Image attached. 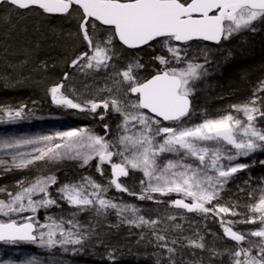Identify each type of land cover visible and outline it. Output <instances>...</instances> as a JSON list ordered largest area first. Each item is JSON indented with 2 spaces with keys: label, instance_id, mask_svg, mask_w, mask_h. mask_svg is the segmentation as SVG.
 <instances>
[{
  "label": "snow or ice",
  "instance_id": "6c2138e0",
  "mask_svg": "<svg viewBox=\"0 0 264 264\" xmlns=\"http://www.w3.org/2000/svg\"><path fill=\"white\" fill-rule=\"evenodd\" d=\"M0 5L7 6H0V23L8 25L9 31L20 27L13 18L23 19L22 12L78 20L76 35L84 50L67 66L85 76L104 72V87L92 91L94 85L85 84L84 92L71 89V95L66 94L65 83L71 76L65 72L63 80L52 85L48 93L54 105L98 116L101 122L109 114L120 117L113 139H108L112 129L107 123L103 125L104 135L88 127H73L52 135L0 136V171H37L35 177L17 181L15 192L0 188L7 197L0 198V216L7 218L0 219V241L10 245L27 242L64 254L71 249L76 254L85 250L98 230L82 224L79 214L94 212V218H99L114 212L121 224L141 230V239L150 236L149 243L154 242L159 250L155 264H204L203 257L183 260L181 250L185 248L193 254L196 250L208 253L209 264L224 256L230 264H264V177L259 178L258 187H251V176L238 186L239 193L251 189L247 203L241 204L239 197L221 203L228 184L250 167L240 159L264 152V127L257 124L258 119L264 120V97L260 95L264 80L249 100L230 105L215 116L205 113L199 123L192 124L197 85L212 74L214 61L207 47L190 58L193 42H213L220 48L246 32H255V23H264V0H0ZM21 30L27 32V27ZM117 40L121 50L162 42L163 54L154 57L160 68L150 78L141 77L139 71L145 65L139 57L118 67ZM232 56L228 50L224 58ZM25 63L27 60L6 67L22 68ZM0 79L4 87L12 86L10 72ZM82 96L89 98L81 102ZM29 114L27 105H0L2 124L25 120ZM166 155L173 158L165 160ZM116 157L119 162H114ZM94 159L101 177L105 175L104 165H110L111 177L106 183L84 176L61 185L55 194L50 191L58 179L54 173L45 175L46 166L72 161L84 167ZM260 163L264 165V160ZM134 172L143 174L139 192L121 181ZM112 188L157 204L162 201L156 194L169 197L176 193L179 198L170 199L162 215L150 218L141 214L136 204L110 197ZM61 201L73 209L68 217L47 215L45 222H40L39 212L59 208ZM173 209L183 211L178 216L172 214ZM187 214L218 219L223 238L234 242L235 250L210 247L198 224L192 236L177 235L184 226L176 221L184 220ZM243 224L259 226L250 231L236 230ZM209 234L217 237L216 233ZM100 244L103 246V241ZM105 251L114 262L116 250ZM0 264L15 261L0 259ZM21 264L65 261L31 257Z\"/></svg>",
  "mask_w": 264,
  "mask_h": 264
},
{
  "label": "rangeland",
  "instance_id": "374dc122",
  "mask_svg": "<svg viewBox=\"0 0 264 264\" xmlns=\"http://www.w3.org/2000/svg\"><path fill=\"white\" fill-rule=\"evenodd\" d=\"M26 13L28 12H25V14ZM29 13H36V12L33 11ZM28 16L29 15L26 14L23 17H28ZM14 19L15 21H17L18 19L13 18V22L17 23L14 21ZM29 21H30L29 19L20 20L18 22L20 27H18L14 31H9L8 25L0 23V57L7 58L8 60L10 57H14L15 53L19 51L18 49H16L17 44H20V48L22 50L25 47L30 46L31 44L30 39L35 38V37H33L28 31L29 25H30ZM25 26L27 27V32H23L21 30ZM255 28H256L255 32H246L243 35L234 38L230 42H225L220 48L212 49L201 43H194L191 45L190 58L192 56H198L199 49L207 47L211 50L212 52L211 59L214 61L212 65V74L209 76V78L206 81H203L197 85V92H196L195 97L193 98V106L195 108L196 115H195V118L192 119L191 121L192 124L199 123L200 120L204 118L205 113L208 116L216 115V114H209L205 110L200 108L198 105H196L195 103L196 97L198 96L202 100L200 106L203 107L202 104L204 102H207V94H208L207 92L209 90L208 89L209 85L208 83L206 84V82L209 81V79H211L212 76H215V73L218 67H221L222 65L226 64L225 63L226 60L224 57L227 55V51H228L227 46L232 44V45L241 47L240 46L241 43L247 42L249 39L255 38V36L258 35L259 33H264V23L257 21L255 23ZM44 31H45L46 36L50 35L49 34L50 28H48L47 26H44ZM154 47L157 48L160 52H164L162 48V42H157V44ZM71 57L72 56L66 59L67 63L69 62V59ZM134 59L136 58L131 56L126 61L120 60L117 62L118 67H123L127 62L134 60ZM59 68H60V71L63 70V67L61 66V64L59 65ZM60 73H63V71ZM69 74L71 76V79L65 83V88H64V91L66 94L71 95V92H70L71 89H75L77 93L84 92L85 84L94 85V87L92 88V91H94L95 88L104 87V77H105L104 72H100L98 74H95L94 76H85L79 71L71 69ZM139 74H140V71H139ZM57 83L58 82L55 81L54 83H51L46 87V90L44 91L47 97H50L48 93V89L52 85L57 84ZM12 86H15V85H12ZM86 98H89V97L82 96L81 102L83 99H86ZM0 105L8 106L6 102L3 100L2 101L0 100ZM82 116L83 115H81L78 112V110H73V109H66V111H64V113L60 115H35V116H31L25 120L18 121L13 124H0V136L52 135L57 131H68L73 127L79 128L80 126L76 125L74 122L76 120H81ZM119 122H120V118H119ZM30 127H33L34 129L30 131ZM115 135H116V127L113 131V134H110L108 136V139H113ZM169 158H173V157L168 156V155L164 157L165 160ZM262 160H264V152H259V151L256 152L255 154H252L250 157L241 158L240 162L248 163L250 167L247 170L237 174L236 177L239 175H243L247 177L249 173L248 170L257 164L261 165L260 161ZM114 162H119V158L118 157L114 158ZM64 163H76V162L66 161ZM49 171L50 170L48 166H46L45 175H47ZM107 172H109V176L108 178L107 176H105L104 180L110 178V174H111L110 168L107 170ZM139 173L141 174L140 176L141 178H139V181H137L138 179L133 180L132 178L130 181L128 180V183L130 184L129 186L130 187L133 186L134 187L133 190H136V192L140 191L139 182L141 179H143V174L141 172ZM36 175H37V171L35 168L26 170V171H13V172H8V173L0 171V188H6L8 191L15 192L17 190L15 187L17 181L23 178H32V177H35ZM0 198L6 199L7 197L4 193H0ZM221 203H224V202H221ZM64 204L67 207V210H66L67 213L65 214V218H67L68 215L73 211V209L69 208V206L66 203ZM133 204H136V203H133ZM136 205L140 209H142L141 214L147 217L155 218L157 215L163 214V209L158 208L156 203L153 204L152 208L151 206L150 208H148L149 206L147 207L139 203ZM171 212L172 214H176L178 216L182 213V211L175 210V209L171 210ZM80 214L92 216L93 218L95 217L94 212H84ZM112 214H115V213L113 212ZM24 215H31V214L26 213ZM55 216H60V215L56 214ZM13 218L18 219V220L20 219L19 216H14ZM0 219H7V218L0 216ZM95 219L103 225L102 227L103 232L102 233L97 232L98 233V234L96 233L97 237L95 235V232H93L92 238L85 245V250L80 251L76 254H73L71 252V249H69V252L67 254H64L62 250L43 249V248L38 247L37 245H33L30 243H17L16 245H10L5 242L0 243V253L5 252V253L10 254L11 259L15 261V264H21L23 257L28 258V259L31 257H36L37 259L41 261H50L52 259L63 260L65 261V264H137L138 262H146L148 264H155L156 259H157V253L159 250L154 247V242L149 243V240L151 239L150 236H145L144 239H141V230L136 229V228H130L128 225L121 224L120 221L117 220L118 222L116 223H118L121 226V229H123L124 231L118 232L119 235L121 234V236L119 237L118 240H116L114 239L115 238L114 233L112 234L113 232V230L111 229L113 228V226L111 227L112 222L110 220L109 221L106 220V216H101ZM210 220L212 221L211 218L205 220L201 216L187 214L184 220L178 219L176 221L177 223H182L184 226L183 232L178 233L177 235L181 237L182 236H189V237L192 236L193 233L197 230L195 225L198 224L199 231L201 232V234L206 235V240L209 242L210 247L215 246L220 251H223L225 248H231L234 251L235 246L233 243L224 240L219 235H217V237L214 238L211 234H209V233H215L212 231V228L210 226V223H209ZM258 226L259 225L243 224V225H238L236 230L250 231V230H253L254 228H257ZM108 229H111V230H108ZM101 241H103V246H101L100 244ZM244 246L247 247V245H244ZM106 248L109 251L113 249L116 250L114 262L108 259V253L105 251ZM181 252H182L183 260H192V259L203 257L204 264H209L208 253H201L199 250H196L195 254H193V251L187 248L182 249ZM164 255H167V254L165 253ZM0 257H1V254H0ZM177 258H179V256ZM212 264H230V261L227 256H224L222 263H221V258H219L213 261Z\"/></svg>",
  "mask_w": 264,
  "mask_h": 264
},
{
  "label": "trees",
  "instance_id": "16d2710c",
  "mask_svg": "<svg viewBox=\"0 0 264 264\" xmlns=\"http://www.w3.org/2000/svg\"><path fill=\"white\" fill-rule=\"evenodd\" d=\"M1 6L5 8L7 7L6 5ZM26 14L29 16L24 17L23 19L30 20L28 31L35 38H31L30 46L25 47L23 50L20 48V44H17L16 49L19 51L15 53L14 57H10L9 60L0 57V78L10 72L13 77L10 83L11 85H15L6 88L3 85L2 79H0V100L8 101V106L10 105L12 107L27 105V108L30 110L28 117L46 114L60 115L64 113L66 109L54 105L50 98L45 99L43 92L49 84L54 83L55 81L60 83L63 80L62 74L67 72L65 69L66 59L73 56L74 52H76L79 47L77 44L78 41L76 40V29L75 27H73V29L71 28L69 33L72 35H69L68 33V38L65 35V30L62 29V27L67 26L64 21H62L66 19H58L57 17L45 18L38 16L36 13L29 12ZM26 14L21 13L20 15L23 17ZM14 18L18 19L17 21L14 19L15 22L23 20L18 17ZM44 26L50 28V37L46 36ZM37 41H39L38 47ZM156 44L157 43H153L150 47L142 49L143 53L140 61L145 65L143 70L146 75L155 74L160 68V65L155 61L154 57L163 54V52H160L154 47ZM254 49L255 51L252 52L247 59L233 61L222 67L221 76L215 79L213 83L214 93H212L211 96L209 94L210 102L219 98L225 102L224 105L226 106L240 100H245L247 98L250 99L253 96L251 95V91L256 89L260 82V77L264 75V36L259 39L257 44H254ZM24 60H27V63H25L22 68L16 67L15 69H9L6 67L8 64L19 65L20 62ZM44 64H46L47 67H43ZM60 64L63 67V73H60L62 72L59 68ZM17 81H20V83H17ZM81 115L87 117L89 120L87 127L91 128L99 135L105 134L103 125L106 122H109V116H112V114H109L107 118L101 122L98 116L94 118L91 115ZM258 122H260V119H258ZM263 122L261 120L258 125L264 127ZM96 164L97 161H91L89 166L82 167L84 168V172H81H83V175H91V177L97 181L103 182L104 178L97 172ZM73 166L76 167V165ZM107 168L108 167L104 165L105 174L108 173ZM248 172L247 177L239 175L228 184L227 189L223 193V200L221 202L236 200L237 197H239V202L241 204L248 202L247 191H250L251 189L249 188L246 189L244 193H239L238 186H243V182L251 176L253 178L251 187H258L259 178L264 177V165L257 164L250 168ZM137 177L138 173L134 172L132 179L135 180ZM122 183L127 186L128 180L123 179ZM111 193L117 194L118 196H129L127 193L117 192L115 188L110 189L108 195ZM178 197L179 196L176 193L171 194L169 197H160L158 195V198L164 205H168L170 199ZM55 208L57 207H53L47 212L41 210L38 214L40 222H45V217L47 215L56 213L57 210ZM60 208L63 209V206L61 205ZM240 210L246 211V209L243 208ZM210 223H212V227L215 228V232L220 233L221 227L219 221L210 220Z\"/></svg>",
  "mask_w": 264,
  "mask_h": 264
},
{
  "label": "bare ground",
  "instance_id": "6f19581e",
  "mask_svg": "<svg viewBox=\"0 0 264 264\" xmlns=\"http://www.w3.org/2000/svg\"><path fill=\"white\" fill-rule=\"evenodd\" d=\"M23 13H25V12H22V14ZM58 19H65V18H62V17H57ZM44 20H46V19H44ZM62 21H64V23L67 25L66 27H62V29L63 30H65L64 32H65V35L67 34L68 35V33L70 32V30H71V28L73 29V27H75V29H76V32H78V24H79V21H78V23H77V21H76V19H72L71 21H69V20H62ZM69 24H71V25H69ZM61 28V27H60ZM107 34V33H106ZM66 35V36H67ZM264 36V33H259L258 35H256L255 36V38H253V39H249L247 42H244V43H241V47H238V46H236V45H229V46H227V49L228 50H231L232 52H233V56H232V58H230V59H228V60H226L225 61V65H228V64H230V63H232L233 61H237V60H245V59H247L250 55H251V53L252 52H254L255 51V49H254V44H257L258 43V41H259V39H261L262 37ZM68 38H69V35L67 36ZM77 38V39H76ZM76 40L78 41V45H79V47H78V49L76 50V52H75V54L69 59V62L67 63L66 62V66H65V69H66V71L68 72V73H70V71H71V68H69L67 65L68 64H70V62H71V60L72 59H74L75 58V56L76 55H78L79 54V52H81V51H83L84 50V47L82 46V44H81V42H80V39L78 38V36L76 35ZM201 44H204L205 46H207V47H209V48H212V49H215V48H217L216 46H215V44L214 43H201ZM115 45H117V49L118 50H120V59H119V61L120 60H122V61H126L127 59H129V57H131V56H133L134 58H137V57H139V58H141V56H142V49H144V48H148V47H144V48H141V49H137V50H131V49H126V48H124V49H122L121 50V46H120V44L118 43V41H115ZM141 62V61H140ZM224 65H222L221 67H218L217 68V70H216V73H215V76H212L211 77V79H209V81H207L206 82V84L208 83V94H207V102H204L202 105H203V107H201L200 105H201V99L197 96L196 97V100H195V103H196V105H198L200 108H202L203 110H205L207 113H209V114H217L218 113V111H221V110H224V109H227L230 105H233V104H237V103H241V102H244V101H246V100H249V98H247V99H245V100H240V101H237V102H235V103H230V105H224V101H222V100H220L219 98H217V99H214V100H212V102H210V97H209V94H210V96H211V94L212 93H214V86H213V83H214V81H215V79H217V78H219L220 76H221V71H222V67H223ZM64 71V70H63ZM64 74V73H63ZM62 74V75H63ZM141 77H143V78H150L151 77V75H146L145 74V72H144V70L142 69V70H140V74H139ZM152 75H154V74H152ZM62 78H63V76H62ZM261 80H264V75L263 76H261L260 77V79H259V81H261ZM254 91H255V89L253 90V91H251V95H253V93H254ZM262 97H264V93H261L260 94ZM43 96H44V98L45 99H49L50 98V100L52 101V99H51V96L50 97H47L46 96V94H45V91L43 92ZM6 102V104L8 105V101H5ZM46 107V106H45ZM46 115H51V114H46ZM29 118V117H28ZM119 116L118 115H112V116H109V122H106L107 124H109L110 125V127H111V129H112V131H111V133L110 134H113V131H114V129H115V127H116V125L118 124V122H119ZM89 120L87 119V117H83L82 116V118H81V120H76L74 123L76 124V125H78V126H80V127H85V126H87V123H89L88 122ZM264 120H262V122H263ZM260 122H261V120H260ZM260 122H258L257 121V124H259ZM2 124V123H1ZM260 126V125H259ZM263 126H264V122H263ZM34 128L33 127H30V131H32ZM91 129V128H90ZM93 161H96L95 159L93 160ZM73 165H76V167H74ZM107 167H109V165L108 164H105ZM48 168H49V173L48 174H55L56 176H57V179H58V183L55 185V186H53L51 189H50V191L53 193V194H55L56 193V189L57 188H59L61 185H63V184H65V183H68V182H70V181H76V180H80V178L81 177H84V176H91V175H83V172H84V168H82V167H80V165L78 164V163H64V164H59V165H51V166H48ZM74 168V169H73ZM110 168V172H111V167H109ZM109 168H107V170L109 169ZM81 171H83V172H81ZM136 173H138V177L135 179V180H137V181H139V178H141L140 176H141V174L139 173V172H136ZM47 174V175H48ZM105 176H107V178H108V176H109V172L107 173V174H105L104 176H103V178L105 177ZM110 177H111V174H110ZM133 177V173H131L128 177H125L127 180H131V178ZM124 178V179H125ZM108 179H106V180H104L103 182H101V183H106V181H107ZM123 180V178L121 179V181ZM130 184L128 183V187L130 188V189H134V187L133 186H129ZM110 197H115V198H118V199H121V200H125V201H127V202H130V203H136V204H143V205H145V206H149L148 208H150V206H151V208L153 207V204L154 203H156L155 201H140V200H137V199H135V197H133V196H127V197H124V196H118L117 194H113V193H111L110 195H109ZM156 198L158 199V200H160L159 198H158V194H156ZM179 198V197H178ZM174 199H177V198H174ZM61 203V205L63 206V209L62 208H55L57 211H56V213H54V214H52L53 216H55L56 214L57 215H64L65 216V214L67 213L66 212V210H67V207H66V205L61 201L60 202ZM157 204V203H156ZM157 207L158 208H161V209H165L166 207H167V205H164L163 203H160V204H157ZM180 211H183V210H180ZM78 219H79V221L82 223V224H85V225H87V224H91L92 225V227H93V229H98L97 231H94L95 232V235H96V237H97V232H103L102 231V227H103V225L101 224V223H99L95 218H93L92 216H88V215H85V214H80L79 216H78ZM106 220H110L111 222H112V225H111V227L113 226V228H111L112 230H113V232H112V234L114 233V239H116V240H118L119 239V237L121 236V234L119 235V233L118 232H122V231H124L123 229H121V226L118 224V223H116V222H118L117 220V217H116V215L115 214H112V213H110L108 216H106ZM213 220V219H212ZM115 221V222H114ZM218 221V220H217ZM210 223V222H209ZM115 225H119V227H114ZM210 226H211V228H212V231L213 232H215V228L214 227H212V223H210ZM111 229H108V230H111ZM117 229V230H116ZM97 233V234H96ZM217 235H219V236H221L222 238H223V232H222V229L220 230V233H218V232H215ZM119 235V236H118ZM116 237H118V238H116ZM224 239V238H223ZM224 240H226V239H224ZM226 241H228V242H231V243H233L234 244V242H232V241H230V240H226ZM2 243V242H1ZM19 243H27V242H19ZM1 254V257H0V259H6V260H12L11 259V255L10 254H8V253H5V252H3V253H0ZM28 258H25V257H23L22 258V261H25V260H27ZM223 259H224V257H221V263L223 262ZM137 264H148V263H146V262H138Z\"/></svg>",
  "mask_w": 264,
  "mask_h": 264
},
{
  "label": "water",
  "instance_id": "95a60500",
  "mask_svg": "<svg viewBox=\"0 0 264 264\" xmlns=\"http://www.w3.org/2000/svg\"><path fill=\"white\" fill-rule=\"evenodd\" d=\"M1 6V5H0ZM52 17H60V16H52ZM118 41V40H117ZM119 43V41H118ZM193 43H213V42H203V41H199V42H193ZM120 44V43H119ZM121 46V45H120ZM167 123V122H166ZM3 241H0V243Z\"/></svg>",
  "mask_w": 264,
  "mask_h": 264
}]
</instances>
